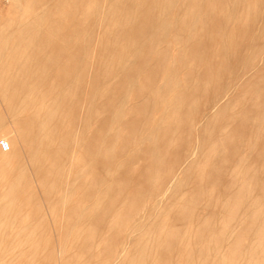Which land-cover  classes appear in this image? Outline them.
Instances as JSON below:
<instances>
[{"label": "rangeland", "instance_id": "rangeland-1", "mask_svg": "<svg viewBox=\"0 0 264 264\" xmlns=\"http://www.w3.org/2000/svg\"><path fill=\"white\" fill-rule=\"evenodd\" d=\"M0 34V264H264V0H0Z\"/></svg>", "mask_w": 264, "mask_h": 264}, {"label": "built area", "instance_id": "built-area-1", "mask_svg": "<svg viewBox=\"0 0 264 264\" xmlns=\"http://www.w3.org/2000/svg\"><path fill=\"white\" fill-rule=\"evenodd\" d=\"M0 150L2 152H8L10 150V144H9L8 140H6V139L0 140Z\"/></svg>", "mask_w": 264, "mask_h": 264}, {"label": "bare ground", "instance_id": "bare-ground-1", "mask_svg": "<svg viewBox=\"0 0 264 264\" xmlns=\"http://www.w3.org/2000/svg\"><path fill=\"white\" fill-rule=\"evenodd\" d=\"M139 1V0H138ZM6 28V27H5ZM7 28H8V26H7ZM4 32H6V31H4ZM4 34V33H3ZM5 35V34H4ZM0 36H1V34H0ZM2 37V36H1ZM4 39H5V37H4ZM1 50V49H0ZM211 50V49H210ZM4 52H5V50H4ZM1 55V54H0ZM3 55V54H2ZM7 58H9V57H7ZM28 63H30V62H28ZM2 64V63H1ZM3 68V67H2ZM4 69V68H3ZM217 69V68H216ZM5 70V69H4ZM12 73V72H11ZM13 74V73H12ZM19 74L20 73H18L17 75L19 76ZM29 74V73H28ZM1 75V74H0ZM9 75H10V73H9ZM17 75H15V77L17 76ZM21 75H22V73H21ZM17 76V77H18ZM28 76V75H27ZM18 79H19V77H18ZM2 80V79H1ZM43 81V80H42ZM7 82V81H6ZM10 82H11V80H10ZM12 89V88H11ZM8 92V91H7ZM13 92V91H12ZM247 92V91H246ZM3 93V92H2ZM1 94V93H0ZM19 95V94H18ZM5 98V97H4ZM4 98H2V99H4ZM7 98V97H6ZM29 100V99H28ZM6 102V101H5ZM211 110V109H210ZM189 139V138H188ZM7 157V156H6ZM3 158V157H2ZM2 163H4V162H1V164L0 165H2ZM12 165V164H11ZM9 167H10V165H9ZM4 176V175H3ZM6 180V179H5ZM2 186V185H1ZM192 194V193H191ZM257 199V198H256ZM248 202V201H247ZM249 203V202H248ZM247 204V203H246ZM32 207V206H31ZM257 207V206H256ZM4 213V212H3ZM2 213V214H3ZM1 218V217H0ZM40 219V218H39ZM260 243H262V242H260ZM263 245V244H262ZM263 247V246H262ZM27 250V249H26ZM18 252V251H17ZM25 259V258H24ZM32 262V261H31ZM36 262V261H35ZM26 263V262H25ZM37 263V262H36ZM28 264H30V263H28Z\"/></svg>", "mask_w": 264, "mask_h": 264}]
</instances>
